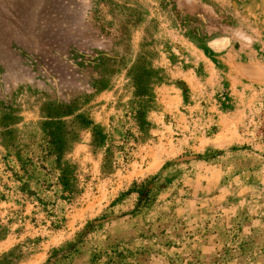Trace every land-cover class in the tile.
<instances>
[{"label":"rangeland","instance_id":"374dc122","mask_svg":"<svg viewBox=\"0 0 264 264\" xmlns=\"http://www.w3.org/2000/svg\"><path fill=\"white\" fill-rule=\"evenodd\" d=\"M0 264H264V0H0Z\"/></svg>","mask_w":264,"mask_h":264}]
</instances>
